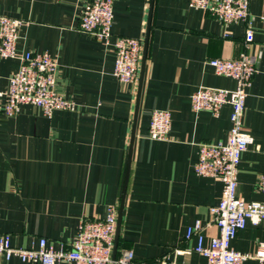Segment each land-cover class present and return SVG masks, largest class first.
<instances>
[{
  "label": "crops",
  "instance_id": "obj_1",
  "mask_svg": "<svg viewBox=\"0 0 264 264\" xmlns=\"http://www.w3.org/2000/svg\"><path fill=\"white\" fill-rule=\"evenodd\" d=\"M81 8L79 0H0L1 15L24 21L17 55L51 54L58 65L55 92L76 105L50 117L30 105L14 117L0 115V235H10L20 249H36L40 238L66 246L82 221L101 219L116 205L115 259L131 250L146 262L206 264L193 251L197 238H186V231L201 223L206 245L217 235L209 209L218 204L222 184L193 169L200 143L226 142L230 107L218 116L194 112L190 97L201 87L234 89L235 82L216 75L207 62L238 59L244 23L224 25L189 8L187 0H115L105 44L79 31ZM249 13L256 73L246 91L243 125L253 143L241 155L236 193L255 202L264 174V0H250ZM120 36L141 40L142 55L147 39L144 70L141 57L133 84L112 73V43ZM19 66V57L0 58V91ZM153 110L171 114L165 141L148 138ZM257 242H264V220L248 223L231 247L251 253ZM0 264L30 263L0 258Z\"/></svg>",
  "mask_w": 264,
  "mask_h": 264
},
{
  "label": "built area",
  "instance_id": "obj_2",
  "mask_svg": "<svg viewBox=\"0 0 264 264\" xmlns=\"http://www.w3.org/2000/svg\"><path fill=\"white\" fill-rule=\"evenodd\" d=\"M81 13L78 29L105 44L110 43L115 0H79ZM189 8L204 11L224 25L244 23L243 52L238 59H211L207 64L218 76L235 82L232 90L199 88L190 97L194 112L207 111L218 116L221 109L230 107V128L226 142L200 143L194 173L198 177L216 179L221 182V197L217 205L210 207L211 224L218 233L209 243H204L202 225L196 222L188 227L186 238L195 236L194 252L206 259V264H244L255 259L264 264V242H257L251 253H241L231 247L238 232L248 223L258 225L264 220V174L257 179L256 191L261 199L245 202L237 197L238 168L242 153L253 143V137L244 129L243 116L247 88L256 73V59L249 50L253 40V19L250 17V0H187ZM264 22V17L261 18ZM24 24L19 19L0 14V58L19 57L20 66L8 80L7 89L0 91V115L6 118L18 114L20 107L30 105L39 108L45 117L55 111H75L72 99L55 92L56 59L48 52H27L18 56L16 45L18 30ZM115 54L113 76L122 84H133L137 80L142 57V41L131 37H116L112 43ZM171 130V114L167 110H153L150 115L148 138L165 141ZM118 211L116 205L106 208L101 219L84 220L78 233L69 245L53 243L40 238L37 248L13 247L10 235H0V258H18L30 264H168L136 260L131 250L124 251L114 261V248ZM185 254L187 251H176Z\"/></svg>",
  "mask_w": 264,
  "mask_h": 264
},
{
  "label": "water",
  "instance_id": "obj_3",
  "mask_svg": "<svg viewBox=\"0 0 264 264\" xmlns=\"http://www.w3.org/2000/svg\"><path fill=\"white\" fill-rule=\"evenodd\" d=\"M146 47H147V39L145 41V45H144V52H143V55H142V70H141V73H143V70H144V63H145V60H146ZM125 188L124 187V193H125ZM120 214V213H119ZM119 225H120V216H119V219L117 221V229H116V237H115V245H114V249H113V261L115 260L114 258V254H115V250H116V242H117V234H118V231H119Z\"/></svg>",
  "mask_w": 264,
  "mask_h": 264
}]
</instances>
